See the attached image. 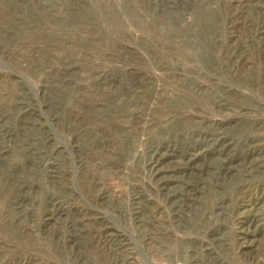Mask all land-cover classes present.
<instances>
[{
  "label": "rangeland",
  "instance_id": "1",
  "mask_svg": "<svg viewBox=\"0 0 264 264\" xmlns=\"http://www.w3.org/2000/svg\"><path fill=\"white\" fill-rule=\"evenodd\" d=\"M0 264H264V0H0Z\"/></svg>",
  "mask_w": 264,
  "mask_h": 264
}]
</instances>
